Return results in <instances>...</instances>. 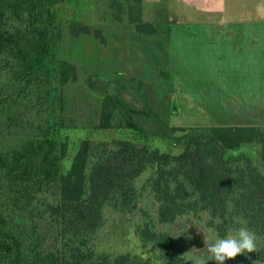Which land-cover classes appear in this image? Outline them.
<instances>
[{
    "label": "trees",
    "instance_id": "obj_1",
    "mask_svg": "<svg viewBox=\"0 0 264 264\" xmlns=\"http://www.w3.org/2000/svg\"><path fill=\"white\" fill-rule=\"evenodd\" d=\"M63 1L0 0V264H190L184 255L205 247L201 230L223 237L239 227L234 217L256 233L258 252L225 264H264V125L172 126L130 81L111 93L90 74L104 96L97 128L140 141L83 139L66 170L74 121L64 86L78 73L55 57ZM143 4L109 7L114 21L156 34ZM70 27L93 32L77 20ZM157 139L180 151L151 145Z\"/></svg>",
    "mask_w": 264,
    "mask_h": 264
},
{
    "label": "rangeland",
    "instance_id": "obj_2",
    "mask_svg": "<svg viewBox=\"0 0 264 264\" xmlns=\"http://www.w3.org/2000/svg\"><path fill=\"white\" fill-rule=\"evenodd\" d=\"M110 3L62 2L55 57L74 62L78 73L77 80L64 86V115L74 121L64 131L71 142L66 170L83 139L140 141L131 131L97 128L104 96L87 83L90 74L110 82L111 93H116L118 80L130 81L172 126L264 125V22L252 23L258 37L243 38L234 33L238 28L227 27L222 35L220 29L191 24L183 7L143 4L144 21L158 28L156 34L147 35L138 32L128 17L114 21ZM72 20L86 23L93 32L75 36ZM239 28L254 32L249 24ZM254 40L256 46L247 44ZM151 145L180 151L170 140L157 139ZM175 231L191 238L182 225Z\"/></svg>",
    "mask_w": 264,
    "mask_h": 264
},
{
    "label": "crops",
    "instance_id": "obj_3",
    "mask_svg": "<svg viewBox=\"0 0 264 264\" xmlns=\"http://www.w3.org/2000/svg\"><path fill=\"white\" fill-rule=\"evenodd\" d=\"M166 2L183 7L188 11L190 13L188 20L191 24L204 26L209 30L220 29L219 33L222 35L227 27L238 28L239 30L234 33L243 38L258 37L260 36L259 30L254 29L252 23L264 22V0H144L145 6L161 5ZM175 20H179V18H175ZM245 24H249L254 32L239 28ZM249 33L254 34L250 35ZM247 44L256 46L257 41L254 40Z\"/></svg>",
    "mask_w": 264,
    "mask_h": 264
},
{
    "label": "clouds",
    "instance_id": "obj_4",
    "mask_svg": "<svg viewBox=\"0 0 264 264\" xmlns=\"http://www.w3.org/2000/svg\"><path fill=\"white\" fill-rule=\"evenodd\" d=\"M235 224L239 227H229L226 234L221 237L210 227L201 230L204 233V245L202 250L196 255L193 250L184 256L190 264H225V261L232 260L238 255L258 252V237L256 233L249 229L248 222L240 217H234Z\"/></svg>",
    "mask_w": 264,
    "mask_h": 264
}]
</instances>
